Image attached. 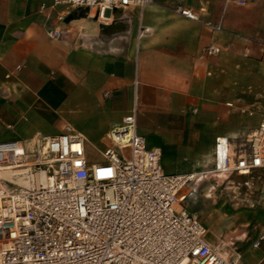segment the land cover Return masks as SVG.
I'll return each mask as SVG.
<instances>
[{
	"label": "crops",
	"instance_id": "1",
	"mask_svg": "<svg viewBox=\"0 0 264 264\" xmlns=\"http://www.w3.org/2000/svg\"><path fill=\"white\" fill-rule=\"evenodd\" d=\"M211 44L218 53H204ZM252 100L264 104V0H150L106 19L48 0H0V142L32 150L69 125L84 135L86 153L100 150L136 107L137 131L160 149L164 172L196 178L214 172L217 137L228 138L231 155L247 150L264 116ZM243 139L236 150L231 142ZM193 189L179 194L199 218L204 189ZM247 200V211L203 217L213 232L206 240L231 264H264V187Z\"/></svg>",
	"mask_w": 264,
	"mask_h": 264
},
{
	"label": "built area",
	"instance_id": "2",
	"mask_svg": "<svg viewBox=\"0 0 264 264\" xmlns=\"http://www.w3.org/2000/svg\"><path fill=\"white\" fill-rule=\"evenodd\" d=\"M48 1L106 19L150 0ZM178 11L198 19L188 8ZM48 34L60 35L56 28ZM218 52L213 44L204 48ZM136 114L133 107L108 130L100 162L90 160L84 135L69 125L32 150L18 140L0 142V166L19 169L27 183L0 178V264H231L183 204L179 192L195 174L164 172L160 149L137 131ZM247 143L231 155L228 138L217 137L213 171L264 169V116Z\"/></svg>",
	"mask_w": 264,
	"mask_h": 264
},
{
	"label": "rangeland",
	"instance_id": "3",
	"mask_svg": "<svg viewBox=\"0 0 264 264\" xmlns=\"http://www.w3.org/2000/svg\"><path fill=\"white\" fill-rule=\"evenodd\" d=\"M250 105L254 109L256 115L264 109V104H259L253 100ZM254 126L255 123L252 124V128H254ZM231 144H234L235 149L238 150L246 148L247 143L246 139H243L242 141L231 142ZM97 145L101 148L104 143L98 142ZM87 154L92 161H102L98 149L93 145L87 146ZM198 181H200L199 184H197ZM202 182V187L204 189L203 197L207 209V215L203 214L202 216H199V219H201L205 228V238L211 242L213 239L212 226L209 223L205 225L203 217L208 216V218L212 220L214 219V213L217 214L218 211L225 210V208H231L235 211H247V209H250L252 205L247 199H250L251 197L255 198L258 193H260V189L264 187V169H261V171H250L245 174L237 172H213L204 174L201 177H198L197 175L196 178L188 182L185 186L193 185V190L196 192L197 189L199 190L202 188ZM209 191L212 192V195L209 194ZM199 198L201 197H193V204H195L196 200ZM211 213H213L212 216L209 215Z\"/></svg>",
	"mask_w": 264,
	"mask_h": 264
},
{
	"label": "bare ground",
	"instance_id": "4",
	"mask_svg": "<svg viewBox=\"0 0 264 264\" xmlns=\"http://www.w3.org/2000/svg\"><path fill=\"white\" fill-rule=\"evenodd\" d=\"M19 171H20L19 169H9V167L0 166V178L11 179L19 184L26 185L27 184L26 181H24L22 177L18 175ZM41 176L42 175H40V177Z\"/></svg>",
	"mask_w": 264,
	"mask_h": 264
}]
</instances>
